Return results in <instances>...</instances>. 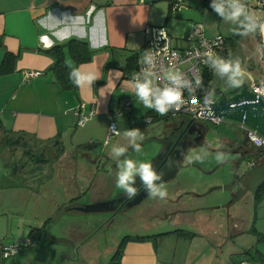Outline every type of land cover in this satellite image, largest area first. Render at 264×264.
<instances>
[{"label": "crops", "instance_id": "0c3cea01", "mask_svg": "<svg viewBox=\"0 0 264 264\" xmlns=\"http://www.w3.org/2000/svg\"><path fill=\"white\" fill-rule=\"evenodd\" d=\"M175 1L0 0V67L6 54L15 56L12 72L0 74V127L6 135L23 138L10 150L7 144L3 146L4 134L1 133L0 149L10 151V159L23 162L37 156L40 162L34 159L36 166L53 164L54 167L58 165L52 159L53 156L56 159L55 152L59 151V162H63L72 158L76 149L84 147L86 151V147L103 142L108 137L109 114L120 110L125 99L132 98L130 92L134 90V84L131 77L137 71L136 59L134 67H130L129 62L132 57L142 55L152 29H164L172 45L179 50L194 45L191 31L199 23L204 24L207 38L214 37L205 27L211 13L198 6L201 0L190 2V5L199 7L197 9L184 7V0L183 7L177 11L172 8ZM211 5V1L208 2L210 8ZM176 35H181L180 41L174 39ZM70 40L80 41L87 46L89 61L75 69L84 76L92 75L94 79L90 84L76 83L74 89L67 90L56 80L52 72L54 59L46 51ZM179 42L182 43L180 46ZM238 45L241 47L233 51L226 62L241 54L246 56L245 42L241 39ZM225 50L229 53L227 47ZM65 61L70 67H75L74 60L68 55ZM242 64H246V60L238 63L240 72H244L240 70ZM27 72H38L41 76L27 81ZM217 72L214 71L211 84ZM131 107L142 111V115L144 113L145 123L168 118L152 112L151 108L148 110L137 93ZM76 110L83 116L92 114L83 127L76 126ZM120 119H124V122H120ZM131 120L128 115L120 116L116 123L131 126ZM117 137L119 135L114 138ZM224 141L232 146L229 138H224ZM66 144L69 150H62ZM73 149L74 152H69ZM12 171L20 172L16 167ZM234 189L238 193L241 187ZM199 220L203 230L205 219ZM190 222L186 218L179 219L172 230L154 238L139 240L136 238L143 237L131 236L124 246L121 264L241 262H233L228 252L223 257L222 248L227 245V239L225 243L213 239L217 231L212 234L190 233L175 228L178 224L189 225ZM191 225L196 231L200 229L196 223ZM5 262L7 260L2 264ZM243 262L252 264L245 260Z\"/></svg>", "mask_w": 264, "mask_h": 264}, {"label": "rangeland", "instance_id": "374dc122", "mask_svg": "<svg viewBox=\"0 0 264 264\" xmlns=\"http://www.w3.org/2000/svg\"><path fill=\"white\" fill-rule=\"evenodd\" d=\"M208 1L212 3L211 8ZM190 2L186 0L184 7L196 8ZM214 4L222 5L220 0L198 2L203 11L211 13L205 24L207 31L211 36L225 38L240 33L248 59L240 70L256 83H264V44L249 34L248 21L241 17L231 18L226 11L222 16L215 11ZM179 15L180 12L176 14L177 17ZM180 37L176 35L173 38L180 41ZM137 110L131 107L126 114L132 118L134 129L119 133V138L112 139L108 147H104L103 142L97 143L92 160H95V155L104 159L97 167L80 154L58 162L54 167L51 164L36 166L33 158L23 162L10 159V151L0 149V239L6 246L19 243V248L14 251L16 255L4 264H107L122 238L147 234L142 226L151 224L148 236L172 230V223L163 224V214L155 218L154 213H148L141 219L143 209L152 200L145 201L144 206L136 208L127 217L113 218L112 222L109 214H84L70 210L92 204L95 200H104L118 191L116 184L124 170V162L133 161L138 169L148 159L152 148L150 137L160 132L166 121H172L163 118L145 123L144 113L142 115V111ZM207 124L211 127L209 147L189 153L184 162L186 168L179 170L172 182L158 187L157 192L162 195L153 201L159 209L176 205V209L183 207L188 211L185 217L179 218H186L190 224H178L175 228L190 233L212 234L217 231L213 239L224 243L227 239V245L222 248L223 257L228 252L233 262L245 260L258 264L256 260L264 259V184L258 192L259 197L248 192L241 199H233V204L228 206L232 195L237 194L233 186L235 178L241 179L249 172L247 162L258 157L253 154L241 160L232 154L234 149L224 138L240 136L241 130L237 127L223 122ZM129 132H136V135L130 136ZM68 146L66 144V148ZM121 148L125 151L118 154L117 149ZM69 152H74V149ZM120 160L114 179L111 177L113 166ZM238 161L240 167L237 169ZM103 162H108L104 168ZM15 167L20 172L14 173ZM97 168L99 171L96 172ZM99 179H102L101 183ZM93 180L99 189L93 192L92 188V193H87ZM201 218L205 219L203 230L199 224ZM191 223H196L200 229L194 230ZM32 232L35 239L30 238Z\"/></svg>", "mask_w": 264, "mask_h": 264}, {"label": "built area", "instance_id": "2783aa9c", "mask_svg": "<svg viewBox=\"0 0 264 264\" xmlns=\"http://www.w3.org/2000/svg\"><path fill=\"white\" fill-rule=\"evenodd\" d=\"M224 10L230 14L232 11L230 4L239 3L244 7V13L240 16L242 19L255 25L254 30H248L249 34L258 39L264 44V0H220ZM184 0H177L173 3V10L177 11L183 7ZM262 13L263 15H259ZM246 16L252 17L247 20ZM151 36L145 43L142 49V55L136 56V73L132 78L134 90L130 92L132 98L125 99L120 110L109 114L110 125L108 128V137L103 141L106 147L110 144V140L117 136L116 121L120 116H125L131 110L132 100L137 93L136 84L149 83L153 95L149 97L153 104H155L157 97L160 96L168 88L177 90L180 93V99L167 106V111L163 114L169 119L190 118L199 123L210 122L219 125L220 121L210 118L199 110H208L210 103L208 94L210 84L206 85L203 78L205 70H217L213 66L212 60L209 56L227 61L225 54L226 38L217 35L212 38L205 36L204 24L199 23L192 31V40L194 45L191 48L179 50L172 45L170 36L164 29H152ZM175 76L176 80L171 79ZM38 72L25 73V80L40 77ZM252 88L255 93L264 97V83H256L252 81ZM152 112L160 113L156 107H151ZM198 111V112H197ZM197 112V113H196ZM76 117V126L83 127L88 121L89 117L83 116L80 111L74 112ZM167 118V119H168ZM249 138L255 136L248 133ZM256 137V136H255ZM257 138V137H256ZM258 139V138H257ZM260 141L259 144L251 141L257 146L261 147L264 143ZM257 160H249L247 162L248 169L256 167ZM29 244V242H28ZM19 248V243L13 246H4L0 239V264L12 258L15 250ZM240 264H249L242 262Z\"/></svg>", "mask_w": 264, "mask_h": 264}, {"label": "water", "instance_id": "95a60500", "mask_svg": "<svg viewBox=\"0 0 264 264\" xmlns=\"http://www.w3.org/2000/svg\"><path fill=\"white\" fill-rule=\"evenodd\" d=\"M241 49L243 50V48ZM241 52L242 51H240V53ZM245 60H248L247 56L244 58L235 56L228 61L238 70V75H234L232 72L221 73L218 71L216 73L208 94L210 103H207V105L209 106V109L199 110L202 111V114L210 118L235 126L241 130L240 136L237 135L233 139H229L232 145L231 147L234 149L232 154L238 155L241 160L247 158L249 153L264 156V145L257 147L248 136V133L250 132L264 143V97L254 92L252 88L253 80L246 73L239 71L238 63H242ZM193 122L194 120H190L188 126ZM174 126V123L165 122L161 131L155 136L150 137L152 148L147 155L148 159H146L145 163H148L151 166L156 164L159 165L154 170L158 179L154 180L150 187L143 182L139 172H135L132 180L129 182V186L134 184L133 187L140 188L141 191L138 196L147 197L148 194H154L156 191L154 192L153 188L158 189V187L172 182L179 170L186 168L184 167V162L189 156V151L187 152L186 150L185 155L182 153L181 157L177 156L176 163L171 160L174 156L175 147H180L178 142L174 144L168 143V138L171 136L169 134L170 131L168 132V130L173 129ZM116 127L118 134L135 128L134 126H125L120 122L116 123ZM95 147L96 146H89V148L86 147L88 149L86 151L84 147L78 149L74 152L72 158H75L80 154L82 158L87 159L89 163H92V165L97 167L99 164L101 165L104 159L95 155V160H92V157L94 156L92 153H94ZM65 148L66 147H62V150H65ZM58 154L59 151L55 152L54 155ZM120 162L121 160L114 164L111 177L116 176V171H118V165ZM106 164H108V162H103L102 168H104ZM181 164L182 167H179ZM235 166L237 169L240 167L239 161ZM97 171H99L98 168L96 172ZM248 171L249 172L245 173L241 179L235 178L233 186H240L241 192L237 195V198L235 197V194L232 195V201L228 206L233 204V199H241L248 192L255 194L256 190L264 184V163L254 169H248ZM111 177L109 179H111ZM114 179H116V177ZM99 180L101 182L102 179ZM116 186L118 187V190L124 191L125 189L122 186H118V183ZM113 203V201H100L89 205L75 207L74 209H71V211L84 214H108L111 210H107L106 208Z\"/></svg>", "mask_w": 264, "mask_h": 264}, {"label": "flooded vegetation", "instance_id": "af4514ba", "mask_svg": "<svg viewBox=\"0 0 264 264\" xmlns=\"http://www.w3.org/2000/svg\"><path fill=\"white\" fill-rule=\"evenodd\" d=\"M228 48V46L226 45L225 48ZM241 45H238L237 48H240ZM236 48V49H237ZM233 51L228 54V59L230 58V56L232 55ZM240 58H244V55H240ZM192 120L190 118H177L174 119L172 121H166L167 123H174L175 126L173 127V129L168 130L169 134L171 135L168 138V143H177L178 145H180V147L177 148V146L175 147V151H174V156L171 158V160L176 163V157H181L182 153L185 155L186 150L187 152L189 151V153H191L192 151H198L201 149H207L209 147L208 144V135L210 132V125L207 124V122L205 123H199L196 122L194 120V122L188 126L189 121ZM210 123V122H209ZM249 155H253V153H249ZM256 155V154H255ZM187 156V155H186ZM258 159H253V160H257L256 163V167H259L260 165H262L264 163V156H257ZM53 160H56L57 162L60 161V157H58V155L56 156V159L52 158ZM53 166V164H52ZM159 165H152V170L154 171ZM182 167V164L179 166ZM176 179V176H175ZM134 184H131L129 187L135 189L134 192L129 193L127 191V189H124V191L122 190H118L116 192H113V194L109 197L106 198L104 200H95L93 203L95 202H100V201H113L114 203L112 205H109L106 209L107 210H111L110 213H108L112 219L111 222L114 220L113 218L119 217V216H124L127 217V215L129 213H131L133 210L135 211L136 208L138 207H142L144 206V202L147 200H152L150 202H148L147 207H145V209H143V215L141 217V219L143 217H145L148 213H154V217L157 218L160 216V214H163L165 218L163 221V224H170L172 223L174 226L176 225V221H178L180 218V216L185 217L184 214L188 213V211H186L185 209H183V207H180V209H176V205L172 206L169 205L163 209H159V207L155 206V203L153 200H157L161 197L162 194H159L157 191L154 194H148L147 197L144 196H138L140 193V188H135L133 187ZM93 188V190H92ZM96 189H99V187H95V182L94 180L91 182V186H89L87 193L88 192H95ZM92 190V191H91ZM101 191H103L101 189ZM241 192V190L236 194V198L237 195ZM138 196V197H137ZM137 197V198H136ZM150 198V199H149ZM71 210V209H70ZM143 225V224H142ZM151 225V224H150ZM150 225H145L142 226V229L147 230V234L145 233L144 236H140L143 238H154L157 236H160L163 233H153L150 236H148V232H149V226ZM137 237H139L138 235H135ZM126 237H131L129 235L125 236ZM134 237V236H133ZM122 238V239H124ZM122 239L120 241H122ZM120 243V242H119ZM118 243V244H119ZM117 247V246H116ZM116 249V248H115Z\"/></svg>", "mask_w": 264, "mask_h": 264}, {"label": "trees", "instance_id": "16d2710c", "mask_svg": "<svg viewBox=\"0 0 264 264\" xmlns=\"http://www.w3.org/2000/svg\"><path fill=\"white\" fill-rule=\"evenodd\" d=\"M226 40H227L226 45H228L229 53H227L225 50V54H226V59H228V56H229L228 54H230V51H235L238 44L240 43L241 34L237 33L231 38H226ZM46 53H48V55H50L54 59L55 64L52 68V72L54 73L56 80L62 85L64 89H67V90L74 89L76 86V78L73 77L71 74L73 71L76 70L75 68L77 66L87 63L89 61L90 53L88 51L87 46L80 41L70 40L63 45H57V46L50 48L49 50L46 51ZM66 55H68L71 59L74 60V63H75L74 68L70 67L66 63L65 61ZM135 59H136L135 56L130 59V62H129L130 67H134ZM14 61H15V56L11 54H6L2 61V65L0 67V74H8L12 72ZM203 78H204L205 84L209 85L211 81L213 80V71H211V69L205 70L203 73ZM1 133L4 134V137L2 136L3 146L7 144L6 146L10 150L15 148V146H17L21 141H23V138H19V137L14 138L10 134L6 135V133L0 127V135H2ZM256 155L261 156L259 154H256ZM31 158H33V160L35 159L40 162L37 156H32ZM260 187L255 192V194H257L256 195L257 197L260 196V194L258 193L260 190ZM30 238L35 239L34 232L30 234ZM130 238L131 237H126L122 239V241H120L116 249L113 251V254L107 264H121L120 260L123 254L124 246ZM136 239L142 240L145 238H136ZM256 262L258 264H264V259L260 258L259 260H256Z\"/></svg>", "mask_w": 264, "mask_h": 264}, {"label": "clouds", "instance_id": "9594fccd", "mask_svg": "<svg viewBox=\"0 0 264 264\" xmlns=\"http://www.w3.org/2000/svg\"><path fill=\"white\" fill-rule=\"evenodd\" d=\"M213 7L215 11L218 12L220 15L223 16L225 14V10L222 5L214 4ZM230 7L232 9V11L229 14L231 18H238L245 11L244 7L239 3H232L230 4ZM246 19L251 20L252 17L246 16ZM254 27L255 25L253 24L247 25V28L250 31L254 30ZM209 59L212 60L213 66L216 67L217 70L220 71L221 73L232 72L234 75L239 74L238 70L234 68V66L231 63L214 58L212 56H209ZM71 75L76 78V83L78 85H82L85 82L90 84L91 80L94 79L92 75L84 76L78 70L73 71ZM170 78L176 80V77L174 75L171 76ZM135 87L137 89V95L144 102V104L149 108L156 107L161 114L167 111L168 105L180 99V93L177 90L168 88L164 92H162L159 97H157L155 104H153L152 101L149 99V97L153 95L152 89L149 87V83L136 84ZM128 135L135 136L136 132H129ZM251 139L257 144L260 143V141L255 136H252ZM137 150H139L138 146H137ZM124 151L125 150L122 148L117 149L118 154L123 153ZM122 167L124 168V170L120 174L118 186H122L123 188L127 189L129 193L135 191V189L129 187V182L132 180L133 174L137 171L141 175L143 182L149 185L150 187L152 186V182L158 179V177L155 175L154 171L152 170L151 165L148 163L140 164V167L137 169L134 162L129 160V161H125ZM153 191L154 192L158 191V189L153 188Z\"/></svg>", "mask_w": 264, "mask_h": 264}]
</instances>
